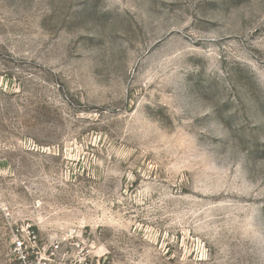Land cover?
Here are the masks:
<instances>
[{
	"label": "rangeland",
	"instance_id": "obj_1",
	"mask_svg": "<svg viewBox=\"0 0 264 264\" xmlns=\"http://www.w3.org/2000/svg\"><path fill=\"white\" fill-rule=\"evenodd\" d=\"M264 264V0H0V264Z\"/></svg>",
	"mask_w": 264,
	"mask_h": 264
},
{
	"label": "built area",
	"instance_id": "obj_2",
	"mask_svg": "<svg viewBox=\"0 0 264 264\" xmlns=\"http://www.w3.org/2000/svg\"><path fill=\"white\" fill-rule=\"evenodd\" d=\"M13 255L18 264H67L68 246L59 241H42L31 224H26L15 234Z\"/></svg>",
	"mask_w": 264,
	"mask_h": 264
}]
</instances>
